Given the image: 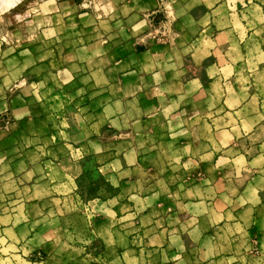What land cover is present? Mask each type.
<instances>
[{"label":"crops","instance_id":"crops-1","mask_svg":"<svg viewBox=\"0 0 264 264\" xmlns=\"http://www.w3.org/2000/svg\"><path fill=\"white\" fill-rule=\"evenodd\" d=\"M88 2L44 1L0 59L6 259L43 264L49 203L84 264H264V0ZM106 150L114 189L81 200Z\"/></svg>","mask_w":264,"mask_h":264},{"label":"rangeland","instance_id":"rangeland-1","mask_svg":"<svg viewBox=\"0 0 264 264\" xmlns=\"http://www.w3.org/2000/svg\"><path fill=\"white\" fill-rule=\"evenodd\" d=\"M46 0H20V3H14V6L7 11H0V59L14 53L13 51L21 48L25 49V39L27 41L35 40L32 35L36 23L34 13L37 8L42 7V3ZM79 4L80 11H87L88 0H74ZM90 1V0H89ZM95 4V2H94ZM93 5V4H91ZM2 7V5H0ZM87 22V21H82ZM80 22V24H82ZM23 43V44H22ZM14 49V50H13ZM3 62L0 67H3ZM113 156V151L106 150L100 152H88L80 159V173L76 179L77 191L81 196V200L91 201L102 198L106 193L113 191L114 187L109 177L105 173V169ZM65 163L69 161L64 160ZM50 161L45 165V169H51ZM73 167V166H72ZM104 191V192H103ZM45 204H47L45 202ZM85 211L84 208L82 209ZM79 211V210H78ZM5 209L0 208V221H5L3 216ZM32 217L40 213V209L28 208L26 210ZM87 215V208L85 211ZM6 213V212H5ZM73 214L76 217L77 211L67 208H52L51 204H47L44 208V234L48 239V245L45 247L43 254L38 253V259H43V264H84L82 255L77 254L83 241L77 240L74 236L80 229V225H73ZM97 215V214H94ZM92 214V216H94ZM62 216L54 220L55 217ZM79 219V218H75ZM59 221V223L57 222ZM76 231V232H75ZM81 231V230H80ZM92 244V243H91ZM95 242L91 245L94 246ZM4 243L0 239V264H12L10 259L4 256ZM73 249H72V247ZM99 246V245H98ZM12 248L14 246L11 245ZM54 248L57 253H54ZM79 248V249H78ZM61 253V254H59ZM33 259L34 256H31ZM97 257V256H96ZM29 260V259H28ZM16 263V262H15ZM40 264V263H39Z\"/></svg>","mask_w":264,"mask_h":264},{"label":"clouds","instance_id":"clouds-1","mask_svg":"<svg viewBox=\"0 0 264 264\" xmlns=\"http://www.w3.org/2000/svg\"><path fill=\"white\" fill-rule=\"evenodd\" d=\"M14 3H20V0H14ZM13 0H0V11H7L14 6Z\"/></svg>","mask_w":264,"mask_h":264},{"label":"built area","instance_id":"built-area-1","mask_svg":"<svg viewBox=\"0 0 264 264\" xmlns=\"http://www.w3.org/2000/svg\"><path fill=\"white\" fill-rule=\"evenodd\" d=\"M152 15L154 16V13Z\"/></svg>","mask_w":264,"mask_h":264}]
</instances>
